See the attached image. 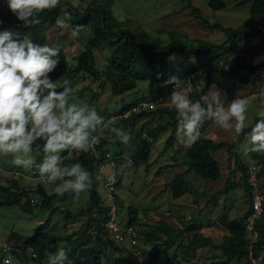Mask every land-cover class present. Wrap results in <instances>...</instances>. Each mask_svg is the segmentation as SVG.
I'll use <instances>...</instances> for the list:
<instances>
[{"label": "rangeland", "instance_id": "374dc122", "mask_svg": "<svg viewBox=\"0 0 264 264\" xmlns=\"http://www.w3.org/2000/svg\"><path fill=\"white\" fill-rule=\"evenodd\" d=\"M68 1L82 11L90 0ZM207 1L190 0L191 5H189L188 0H112L111 13L115 19L111 20L112 27L129 29L148 38H158L161 43L179 39L186 46L194 47L202 41L221 43L226 35L221 29L203 26L192 6H197L202 16L210 23L217 22L223 27L250 30L264 22V18H251L249 13L251 0L242 5L238 3L243 0H225V7L220 10L210 9ZM4 12V0H0V20L4 17ZM71 30V25L64 29L51 27L46 31L45 44L64 52L69 68L62 74L71 81V97L75 102L89 103L95 107L106 123L115 119L114 113L126 102H131L132 107H136L137 110L172 108L168 96L173 86L168 90L160 89L157 82L143 80L137 81L132 88L124 89L126 82L121 81L119 74L109 65L111 47L107 43L103 42L92 49L95 65L99 70L97 78L84 70L73 73L71 69L76 64L74 55L84 49L87 39L93 35V28L91 23L79 27V34L75 38L71 37ZM263 60L264 29L253 36L239 35L238 43L231 51L213 50L208 55L186 58L174 54L168 58V62L179 71L187 66L197 67L192 73L176 75L179 78V88L189 97L201 88V84L205 82L206 69L211 66H221L226 69L238 63L258 64ZM216 90L226 94V104L237 96L250 101L245 121L248 126L254 122L259 111H264V69L259 75L251 73L247 68L221 74L219 84H211L208 94ZM144 102L149 104V107L143 105ZM168 119L166 114L160 119L157 114L143 117L131 129L119 127L131 136L127 145L107 142L102 146V149L107 151L105 154L107 160L94 170L98 179L96 187L102 203L107 202L105 206L109 209L110 204L115 205L114 219L121 224L128 220L129 206L137 210L133 223L136 226V242L132 244L126 240L117 241L110 234L105 236L102 245L105 256H101L102 264H144V257L153 243L161 245L160 255L153 264H201L202 262L212 264L225 258L223 250L217 245L227 242L229 233L227 224L231 219H236L244 228V239L247 242L244 248L249 250L252 264H264V248L257 251L256 257H251L252 243L256 239L257 232L260 229L264 230V201L262 212L257 217L260 220V228L256 230L254 227V231L249 232L245 225L247 217L243 216L249 208L251 198L249 199L239 186V172L231 175L234 188L217 194L218 190L223 188L234 163V159L228 158L224 148L213 154L220 165V177L217 180L198 179L192 171L185 174L184 178L190 181L199 193L197 196L185 193L177 198L172 196L170 189L164 188V184L185 167L181 162L185 159L187 149L177 141L176 135L172 146L164 149L169 130L161 133L153 142L148 158L149 166L133 162L132 153L138 145L137 133H140L142 122L149 120L145 125L148 130L151 126L164 123ZM208 128L213 132L208 133ZM109 133L105 129L97 132L96 135L105 138ZM204 133H206L205 137L213 133L217 141L231 142L236 137L234 131L224 130L212 120H207L201 127L200 137ZM141 135L145 136V133L142 131ZM244 143L245 136L237 150ZM66 151L73 156L76 153L74 149ZM66 151L61 153V158ZM89 152L91 155H97L98 150ZM30 155L35 160L36 151ZM263 156L264 154L255 152L249 153L248 157L240 154L249 169L256 171V180L252 186L253 193L258 188L261 190V184L264 186V175L261 173ZM62 162L64 163L65 160ZM164 164H172V166L156 174V169ZM118 176L120 182L115 185L112 179ZM59 183L61 182H56ZM39 184L47 193H55L56 184L43 183L38 168L36 172L25 169L13 163L12 155L0 154V185L8 186L6 190L0 189V199H20V204L0 206V264H4L6 257L9 258L10 264H46L50 255L59 248L70 249L68 257L74 260L75 264H87V262L92 264V261L84 260L91 255L94 222L91 220L92 223H89V219L96 214L94 211L91 214L85 211L89 203L87 191L80 193L79 196L55 197L51 199L47 208H41L34 206L41 199V195L36 190ZM23 202L30 211H25L21 207ZM68 212L70 214L67 215ZM47 217L50 218V225L46 231L52 235L70 236L71 244L67 247V242L64 241L48 245L37 256L28 248L26 250L28 258L25 259L19 249L22 236L32 234L34 228ZM159 221L169 226L168 231L172 240L168 245L164 244L166 236L157 230ZM190 224L197 227L190 230L188 228ZM205 237L210 238L216 245L198 246L194 250L187 247L194 238ZM174 252L176 254L171 257ZM41 257H44L42 262ZM226 264H247V261L245 258H233Z\"/></svg>", "mask_w": 264, "mask_h": 264}, {"label": "trees", "instance_id": "16d2710c", "mask_svg": "<svg viewBox=\"0 0 264 264\" xmlns=\"http://www.w3.org/2000/svg\"><path fill=\"white\" fill-rule=\"evenodd\" d=\"M247 1L248 0H243L238 4L242 5ZM188 4L191 5L190 0H188ZM61 5L68 6V10L71 13V28H75L77 25L82 27L88 23H91L93 28V35L87 39L84 49L74 55L73 59H75L76 64L71 69V71L73 73H77L80 70H84L89 72L94 78H97L99 75V70L96 68L92 49L103 42L107 43L111 47L109 65L119 74L120 80L126 82L124 89L132 88L135 86L137 81L148 80L155 83L157 82L160 89L168 90L173 85L161 87L160 85L164 80L168 79L172 75L176 76L181 73H192L197 69L195 66H187L179 71L173 64L168 62V58L171 55L177 54V56L180 58H186L190 56L198 57L201 55H208L213 50L231 51L236 47L239 35L253 36L264 29V22L250 30L223 27L217 22L210 23L204 16H202L197 6H192L193 10L197 12V17L201 20L203 26L211 29L223 30L226 38L221 43H209L202 41L198 43L197 46L188 47L179 39H171L167 43H161L158 38H148L138 35L129 29H114L111 23L112 19L115 20L111 13L112 0H90L88 6L82 11L78 10L76 7H73V4L68 0H61ZM207 5L212 10H220L225 7V0H208ZM4 6L5 12L4 17L0 20L3 21V23L0 24V30L3 28H8L19 32L22 35L29 32L34 42L45 44L47 40L46 31L51 27L57 26L55 20L60 14V7L42 12L39 15V19L42 21L41 25L25 27L22 22L18 21L17 18L8 10L5 3ZM249 13L251 18H264V0H251ZM57 59L60 61V63L56 70L51 74L53 79L60 76L69 68L68 60L63 51L60 50V54ZM242 68H247L251 73L259 75L261 70L264 69V60L258 64L238 63L226 69L222 68L221 66H211L209 69H206L205 82L201 84V88L198 91H194V93L190 95V99L194 102L200 100L202 95L208 94L211 84H219V75L233 72ZM131 107L132 103L126 102L122 104L120 109L114 113L116 116L113 114L115 116V120L117 121V127L131 129L138 120L153 114H157L159 119L163 118L164 114L169 117V119L164 123H157L156 125L151 126V128L148 130L145 128V125L148 124L149 120H145L142 122L139 128L140 133H137L138 145L136 150L132 153V159L135 163L140 162L144 163L146 166H149L150 162L148 161V158L150 155L151 146L161 133L169 130L165 140L164 149L172 146L175 137L177 113L174 108L167 109L166 107H159L153 110L134 111L132 110L133 107ZM128 110H130L129 114L123 115ZM257 119H259L258 116L255 117L254 122ZM250 126L246 128L245 132L240 134L238 137L236 135L235 139H233L231 142L224 140L217 141L210 138L200 137L195 144H193L191 147H187L185 150V159L181 162V164L185 166L184 169L175 173L173 177L164 184V188L170 189L173 197H179L185 193H192L196 196L199 195L193 184L184 178L185 174H187L189 171H192L198 179L204 181L217 180L220 177V165L213 154L217 150L224 148L228 154V158H233L234 163L233 167L228 173L223 188L218 190L217 194L225 193L229 189L234 188L235 184L231 180V175L239 172V186L250 199L252 196V186L248 181V165L241 159L237 150V147L242 142L245 133L250 129ZM142 131L145 133V136L141 135ZM107 142H112L111 133H109V135L105 138H100V143L95 146V150H98L97 155H91L90 152H76L73 156L69 154L68 151H66L65 155L61 158L62 167L70 166L74 163H81L82 166L92 175L91 187L87 189L89 203L86 206L85 211L90 214L93 211L96 213L94 217L91 216L93 217L92 219H89V223H92L91 220L94 222V243L90 248V257L84 259L86 261H92V264H102L101 256H105L102 250L103 239L105 236H109V233L104 226V223L109 219L107 211L109 207L107 208L102 204L101 195L96 187L98 179L94 173L95 168L100 163H104L107 160L105 157L107 151L106 149H102V146ZM112 143L117 145L120 142L119 140H116ZM44 155L45 154L42 150L36 151V165H39L43 161ZM63 160H65L64 163L62 162ZM170 166H172V164L161 165L156 169L155 173L160 174L163 169ZM30 169L36 172L37 167L34 166ZM261 173L264 175V156L262 158ZM119 182L120 176L115 178L114 183L117 185ZM7 188L8 186L0 185V189L2 190H6ZM36 190L41 195V199L39 203L34 206H39L41 208H47L50 205L51 199L55 197L63 198L67 195L74 196L72 193H65L63 196H58L55 193H47L40 184L37 185ZM212 198L214 197H211V199ZM12 204H20V199H0V206H9ZM21 207H23L25 211H30L24 202L21 204ZM251 212L252 207L249 205V208L245 211L243 217H247ZM136 213V208L129 206L128 220L125 223L133 224L136 219ZM68 214L70 213L68 212L67 215ZM49 225L50 218L47 217L34 228L32 234L22 236L19 249L21 255L25 259L28 258L26 255V250L28 248H30L32 253L37 256L38 253H42L44 247L58 242L66 241L67 247H69L72 242L71 237L61 234H49L46 231ZM227 225L229 230L227 242L217 245V247L223 250L225 258L223 260L215 261L212 264H226L233 258H245L247 264H252L251 258L249 257V250L244 248V246L247 244L246 240L244 239V228L238 224L236 219L229 220ZM168 227L169 226L163 221H159L157 224V230L166 236V239L164 240V244L166 245L170 244L172 240V236L168 231ZM195 227L197 226L194 224H190L188 226L190 230L195 229ZM254 227L256 230L260 228L259 219L254 221ZM204 245L216 244L208 237L194 238L189 242L187 247L191 250H194L196 247ZM160 246L161 245L159 243H153L151 245L144 257V264L154 263L155 259L160 255ZM262 248H264V230L260 229L259 232H257L256 239L252 243L251 257H256L257 251ZM175 254L176 252H174L171 257H173ZM48 261L49 259L46 261V264H48ZM201 264L206 263L202 262Z\"/></svg>", "mask_w": 264, "mask_h": 264}, {"label": "clouds", "instance_id": "9594fccd", "mask_svg": "<svg viewBox=\"0 0 264 264\" xmlns=\"http://www.w3.org/2000/svg\"><path fill=\"white\" fill-rule=\"evenodd\" d=\"M4 3L25 27L41 25L42 12L60 7L55 23L61 29L70 27L71 13L68 6L61 5V0H4ZM79 27L72 28L71 37L78 36ZM59 54V48L36 43L30 35L7 28L0 30V154L12 155L13 163L25 169L37 167L43 183L60 181L55 187L56 195L79 196L91 187L92 175L81 163L62 167L60 154L69 149L77 153L94 150L100 143L96 133L105 129L111 133L112 142L119 140L127 145L131 136L116 126L115 119L106 123L89 103L75 102L71 97V81L65 74L52 78L60 63ZM167 85H173L168 100L177 113L175 135L181 145L195 144L207 120L234 131L237 137L249 127L245 123L248 99L237 96L226 104V94L216 90L194 102L179 88L177 76H170L160 86ZM257 116L259 119L245 133V143L238 149L243 157L253 152L264 154V111ZM40 150L44 159L36 165L30 154ZM69 251L59 248L50 255L48 264H75L68 257ZM4 264L10 261L5 259Z\"/></svg>", "mask_w": 264, "mask_h": 264}, {"label": "built area", "instance_id": "2783aa9c", "mask_svg": "<svg viewBox=\"0 0 264 264\" xmlns=\"http://www.w3.org/2000/svg\"><path fill=\"white\" fill-rule=\"evenodd\" d=\"M143 105H147L149 107V104L146 102L143 103ZM151 107V106H150ZM132 110H137L136 107H133ZM130 110L126 111L123 115L129 114ZM91 151H95L91 150ZM248 173H249V178L248 181L250 182L251 186H253L254 180H256V171H253L252 168L249 169L248 166ZM111 188L113 189L112 185H110ZM261 190L259 188L253 193L252 191V196H251V203L250 206L252 207V212L247 216L245 225L246 228L249 232L254 231V221L257 219V217L260 216L262 212V203L264 201V186L261 184L260 185ZM110 199L112 200V196L110 195ZM115 205L110 204V209L108 211L109 219L104 223V226L110 236H113L117 241H123L126 240L132 244L136 242V226L135 224H121L119 221L114 219L115 215ZM8 259V257L4 258Z\"/></svg>", "mask_w": 264, "mask_h": 264}, {"label": "crops", "instance_id": "0c3cea01", "mask_svg": "<svg viewBox=\"0 0 264 264\" xmlns=\"http://www.w3.org/2000/svg\"><path fill=\"white\" fill-rule=\"evenodd\" d=\"M207 132L210 133V132H213V131H212L211 129L208 128V129H207ZM202 135H203L202 137H205L204 135H206V133H204V134H202ZM213 135H214V134L211 133L209 136H207V137H205V138H210V139L212 138V139H214V140H217V139H215V137H214ZM183 169H184V168H183ZM85 191H87V190H85ZM87 195H88V192H87ZM177 198H178V197H177ZM106 203H107V202H106ZM106 203H102V204H103V205H106ZM63 242H64V241H63ZM58 243H59V242H58ZM56 244H57V243H56ZM43 258H44V257H41V259H40L41 262L43 261Z\"/></svg>", "mask_w": 264, "mask_h": 264}]
</instances>
